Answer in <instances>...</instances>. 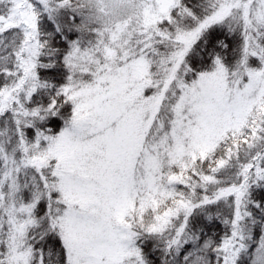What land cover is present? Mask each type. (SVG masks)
<instances>
[{
    "label": "snow or ice",
    "instance_id": "obj_1",
    "mask_svg": "<svg viewBox=\"0 0 264 264\" xmlns=\"http://www.w3.org/2000/svg\"><path fill=\"white\" fill-rule=\"evenodd\" d=\"M0 264H264V0H0Z\"/></svg>",
    "mask_w": 264,
    "mask_h": 264
}]
</instances>
